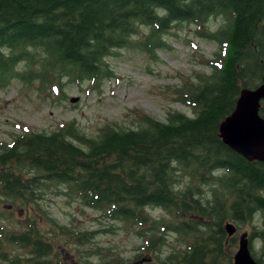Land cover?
<instances>
[{
    "label": "trees",
    "instance_id": "16d2710c",
    "mask_svg": "<svg viewBox=\"0 0 264 264\" xmlns=\"http://www.w3.org/2000/svg\"><path fill=\"white\" fill-rule=\"evenodd\" d=\"M217 17L224 24L210 31ZM184 23L216 44L200 62L209 71L181 78L172 90L190 115L169 111L162 122L133 111L132 128L104 124L86 137L71 121L50 133L21 130L0 144V203L24 211L22 219L8 213L17 229L0 216V264H62L59 239L92 240L94 233L60 226L37 206L49 184L65 185L83 207L133 229L137 263L232 264L236 233L250 225L251 254L264 264V163L246 161L218 132L239 92L261 83L264 0H0V88L15 79L56 102L85 82L98 90L113 76L108 57L136 49L155 58L166 47L163 36ZM226 223L237 229L231 237ZM170 236L175 245L163 252ZM105 264L129 261L113 254Z\"/></svg>",
    "mask_w": 264,
    "mask_h": 264
},
{
    "label": "rangeland",
    "instance_id": "374dc122",
    "mask_svg": "<svg viewBox=\"0 0 264 264\" xmlns=\"http://www.w3.org/2000/svg\"><path fill=\"white\" fill-rule=\"evenodd\" d=\"M222 24L223 17L213 18L208 29L216 31ZM194 31V26L185 23L171 29L163 36L166 47L157 50L155 58L136 49L117 50L116 55L106 60L113 73L111 78L104 80L98 90L90 89L87 82L79 87H68L64 101L43 100L35 89L11 80L8 86L0 88V144L9 142L21 130L50 133L71 121L86 137L96 136L104 124L132 128L135 126L133 111H141L162 122H165L169 111L190 115L189 109L173 101L172 90L181 85V78L195 72L207 73L208 68L200 62L210 59L216 51L214 42L196 37ZM17 69L22 70L23 65ZM72 98L78 100L71 103ZM67 192L65 185L49 184L42 189V200L37 206L46 213L47 219L55 220L60 226L94 235L90 243L80 246L59 239L55 245L62 264H79L78 256L84 263L105 264L113 254L128 260L129 264H142L133 259L134 250L140 244L133 229L105 220L99 212L83 207ZM32 210L36 215L37 208ZM8 213L22 219L24 211L19 212L7 203H0V216L6 217L2 223L17 229L18 223ZM153 216L167 218L160 211H155ZM40 219L41 229L49 230L47 221ZM256 226H259L258 222ZM251 229L250 225L243 227L236 237L243 232L249 234ZM58 237L62 238L61 234ZM171 245H175L172 236L167 238L161 250L168 252ZM97 249L101 251L97 253ZM13 253L23 254L19 250ZM52 264H56V259Z\"/></svg>",
    "mask_w": 264,
    "mask_h": 264
},
{
    "label": "water",
    "instance_id": "95a60500",
    "mask_svg": "<svg viewBox=\"0 0 264 264\" xmlns=\"http://www.w3.org/2000/svg\"><path fill=\"white\" fill-rule=\"evenodd\" d=\"M77 100L72 98L70 102L75 103ZM263 100L264 73L257 87L244 88L239 92L233 111L218 127L223 144L248 162L264 163V120L259 116ZM225 231L231 237L237 229L234 224L226 223ZM232 264H261L251 254L247 232L237 237Z\"/></svg>",
    "mask_w": 264,
    "mask_h": 264
}]
</instances>
